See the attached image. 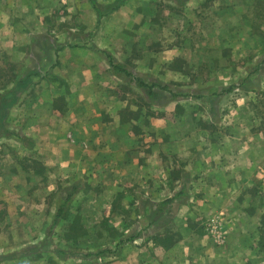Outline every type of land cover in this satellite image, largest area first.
<instances>
[{"label":"rangeland","instance_id":"1","mask_svg":"<svg viewBox=\"0 0 264 264\" xmlns=\"http://www.w3.org/2000/svg\"><path fill=\"white\" fill-rule=\"evenodd\" d=\"M94 1L0 0V264H264V0Z\"/></svg>","mask_w":264,"mask_h":264},{"label":"trees","instance_id":"2","mask_svg":"<svg viewBox=\"0 0 264 264\" xmlns=\"http://www.w3.org/2000/svg\"><path fill=\"white\" fill-rule=\"evenodd\" d=\"M94 6V9L96 10V12L98 13V15L101 17V15L103 14L102 12V8L100 6H98V4H96V2L94 0H90ZM118 3H120L122 0H117ZM117 3V4H118ZM112 9H115L112 8ZM111 9V10H112ZM110 10V11H111ZM108 11V13L110 12ZM105 15V14H104ZM101 54L105 55L104 57L106 58L109 66L111 67V69L116 72V73H122L126 76H128V81L132 84H134V86H136L137 88H139L140 90L144 91L146 94L148 95H154L155 91L152 90L153 86L158 87L161 90H167L169 89V86L166 84H162L160 82H154L152 84H147L145 82H143L139 77H133L131 76V74L129 72H127V70L125 69V67L123 66L122 63L117 62L112 55L102 51L100 52ZM30 77V75H26L24 78L19 79V82H25L26 84L28 83V78ZM54 77V76H52ZM228 90V89H227ZM16 89H10V90H6L5 92H0V136H4V135H13V136H17V134H15L12 131L9 130H5V127H3L4 125V121L7 118V110L8 108L15 103L17 96H16ZM225 91V90H224ZM21 139V138H20ZM71 195L67 194L64 198H61L59 200L56 212L53 216L52 222L50 224L49 229L51 230L52 228H54L56 226V224L59 222V220L62 218V215L65 211V206L66 204L69 202ZM172 200V198H167L165 200H162L160 202L157 203V213H161L163 210V207L168 204L170 201ZM136 237V235H130L127 239H125L124 241H131Z\"/></svg>","mask_w":264,"mask_h":264},{"label":"crops","instance_id":"3","mask_svg":"<svg viewBox=\"0 0 264 264\" xmlns=\"http://www.w3.org/2000/svg\"><path fill=\"white\" fill-rule=\"evenodd\" d=\"M17 106V105H16ZM13 107H15V106H13ZM12 107V108H13ZM18 118H21L22 119V122L24 121V119H26L25 117H18ZM19 122V121H18ZM30 129V130H29ZM12 131V130H11ZM23 131H27V133L25 132V133H23L26 137H28V138H31V139H33L34 140V147L35 146H37V142L38 141H36L37 139H40L41 137H40V135H41V133H40V131H41V128H40V124L38 123V124H34V123H30V122H28V126L26 127V129H23ZM80 133H81V130H79V129H75V140H77L78 142H80L81 141V139H83L84 137H86V136H84L82 133H81V135H80ZM89 138H91V136H87L85 139L88 141V139ZM46 139L47 140H49L50 139V137L49 136H46ZM64 140H65V138H64ZM82 145H80V147H81ZM84 151L86 150V149H83ZM70 160H72V161H74V159H70ZM76 160V159H75ZM66 161V163L68 162L67 161V159H65L64 157L62 158V160L61 161H58L59 163H62V162H65ZM65 164V163H64Z\"/></svg>","mask_w":264,"mask_h":264}]
</instances>
